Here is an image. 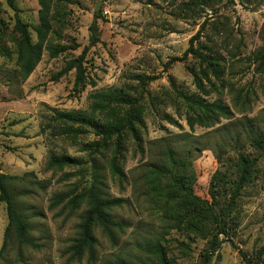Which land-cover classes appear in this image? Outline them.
Returning <instances> with one entry per match:
<instances>
[{
  "label": "rangeland",
  "instance_id": "rangeland-1",
  "mask_svg": "<svg viewBox=\"0 0 264 264\" xmlns=\"http://www.w3.org/2000/svg\"><path fill=\"white\" fill-rule=\"evenodd\" d=\"M99 0H71L60 6L65 13L61 43L78 44L51 58L45 51L42 60L28 79L18 73L16 54L0 55V169L24 177L18 182L17 203L31 223V237L39 245H21L15 238L7 240L0 264H117L118 258L134 261L144 256L139 245L163 232L159 209L147 194L145 174L149 163H162L167 147L179 155L188 154L197 173L195 192L210 199L208 184L215 171L234 178L238 153L234 146H247L256 159V177L243 190L232 216L231 241H222L208 264H247L242 253L253 259L264 245V153L248 147L252 128L264 130V72L256 56L264 46V0H213L210 5L187 9L189 0H106L100 6L102 15L95 18ZM38 0H0V46L15 50L13 27L16 17L34 26L38 23ZM96 19L100 41L90 45V25ZM211 46L224 57L225 74L217 89L206 97L228 106L234 117L221 119L211 128L196 127L190 131L184 120L185 104L171 85L185 94L203 96L193 81L191 69L198 62L191 55L183 58L192 40ZM32 40L36 41L32 32ZM89 46L85 59L86 74L95 85L86 84L74 90L75 71L56 76L67 61L78 57ZM170 62V68H167ZM154 76L144 100L146 130L143 149L128 141L122 166L127 180L120 183L109 170L110 151L92 153L86 146L96 139L92 132L76 139L54 137L47 122L53 110L91 111L92 95L112 88L136 84L133 76ZM175 118L177 128L165 118ZM249 148V149H248ZM50 153L80 158L82 164L64 169L47 167ZM101 177L103 190L110 197L127 199L112 215L127 224L117 232L115 243L100 228L94 234L98 244L94 260L69 259L68 248L78 235V225L86 206L75 210L60 205L51 209L54 194L90 186L94 172ZM233 180V179H232ZM32 182L49 183L45 188ZM224 197H220L222 199ZM226 201V199H223ZM8 224L6 206L0 202V249ZM169 256L175 264H205L209 250L206 239L194 237L181 229L165 235ZM224 236L220 235V240ZM185 245H181V243ZM253 264H256L255 261Z\"/></svg>",
  "mask_w": 264,
  "mask_h": 264
},
{
  "label": "trees",
  "instance_id": "trees-1",
  "mask_svg": "<svg viewBox=\"0 0 264 264\" xmlns=\"http://www.w3.org/2000/svg\"><path fill=\"white\" fill-rule=\"evenodd\" d=\"M71 0H38V23L31 26L16 17L13 27V42L15 50L0 46V55L11 58L16 54V63L19 76L26 80L36 69L48 51L51 58L69 50H76L78 44L61 43V31L65 27V13L60 6L63 2ZM106 1V0H103ZM149 4L154 0H146ZM213 0H189L186 2L187 9L192 10L203 5H210ZM13 7V0H8ZM102 10L95 13L98 19ZM96 19L90 25V45L100 41L99 30ZM32 32L35 33L36 41L32 40ZM191 46L186 50L183 58H174L172 61H183L189 55L198 62L196 68L191 69L193 81L201 95L192 96L179 91L174 82L171 81L173 89L185 104L186 110L184 120L190 131L195 128H211L220 123L221 119L230 120L234 117L232 110L218 101H209L206 97L217 89L216 83L222 82L225 74L224 57L216 52L211 46H205L199 42L197 48ZM89 46L82 53L69 59L63 69L54 76L55 80L71 71H75L74 90L80 91L86 84L95 85V81L89 79L86 74L85 59ZM256 61L262 72H264V46L256 56ZM170 62L167 68H170ZM136 84L126 88H112L92 95L91 111L53 110V115L47 122V128L51 129L54 137L76 139L82 135L92 132L96 139L86 144L92 153L98 154L110 151L109 170L113 178L120 183L127 180L122 166L128 141L132 142L137 149L143 148V133L146 130L144 100L148 94L149 84L155 80L154 76L136 74L133 76ZM173 126L180 128L182 125L172 116L165 118ZM250 133L247 136L248 147L264 153V130L252 128L249 123ZM234 148L238 153V164L234 178H228L224 173L215 171L208 184L210 199L202 198L195 192L197 173L192 163L197 160L188 154L179 155L177 149L167 147L163 153L162 163H149L145 174L147 178L145 187L147 194L155 207L160 210L163 220V232L151 241L139 245L142 258L127 261L118 258L117 264H175L169 256L167 240L165 235L172 229H181L194 237L206 239L209 242V250L205 253V264L211 260L221 247L222 241L230 240V231L235 217L233 210L242 196L243 190L256 177V159L251 156L247 146L236 145ZM249 149V148H248ZM82 164L80 158L70 155H56L50 153L47 167L50 169H64L65 167H76ZM26 179L4 173L0 169V202L6 206L8 224L4 231V243L0 249L2 255L8 239L15 238L21 245L37 248L39 245L31 237L32 226L27 216L22 212L18 203V195H26V192H16L18 182ZM45 188L49 183L32 182ZM104 184L101 177L94 172L90 186L77 192L75 188L71 191L54 194L50 199V208L54 209L60 205L75 210L85 204L86 209L81 216L78 225V235L73 244L68 248L69 259L81 261L85 256L89 260L95 259L97 238L94 234L95 228L108 236L115 243L116 233L124 232L127 224L117 220L112 212L127 203V199L121 197H110L103 190ZM224 197L226 201L220 199ZM220 235L224 236L220 240ZM185 245V243H181ZM186 246V245H185ZM247 264H264V245L255 251L251 260L242 253Z\"/></svg>",
  "mask_w": 264,
  "mask_h": 264
},
{
  "label": "water",
  "instance_id": "water-1",
  "mask_svg": "<svg viewBox=\"0 0 264 264\" xmlns=\"http://www.w3.org/2000/svg\"><path fill=\"white\" fill-rule=\"evenodd\" d=\"M102 3H103V0H99V1L97 2V5H96V7H95V12H96V13L99 12V10H100V6H101Z\"/></svg>",
  "mask_w": 264,
  "mask_h": 264
}]
</instances>
